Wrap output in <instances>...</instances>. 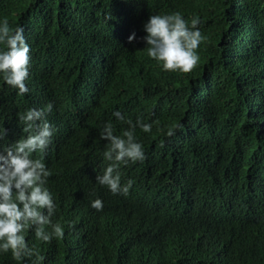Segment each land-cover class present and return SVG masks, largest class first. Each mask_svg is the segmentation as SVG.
Masks as SVG:
<instances>
[{"label":"trees","instance_id":"1","mask_svg":"<svg viewBox=\"0 0 264 264\" xmlns=\"http://www.w3.org/2000/svg\"><path fill=\"white\" fill-rule=\"evenodd\" d=\"M175 12L201 21L188 73L162 70L143 40L150 15ZM0 19L31 45L29 91L0 78V150L27 135L20 114L53 105L52 143L33 156L65 231L43 242L26 230L39 264H264V0H0ZM117 110L152 124L135 133L145 159L120 166L126 196L96 182L103 125L128 127Z\"/></svg>","mask_w":264,"mask_h":264},{"label":"clouds","instance_id":"2","mask_svg":"<svg viewBox=\"0 0 264 264\" xmlns=\"http://www.w3.org/2000/svg\"><path fill=\"white\" fill-rule=\"evenodd\" d=\"M198 17L188 21L179 12L150 15L144 24L147 55L160 63L164 71L190 72L200 60L197 49L204 39ZM136 33L128 36L131 43ZM0 78L18 95L29 91L27 81L30 75L31 45L27 42L22 25L14 29L7 19H0ZM53 110L51 102L40 108L29 107L18 119L23 123L21 137L0 150V253L11 251L13 257L23 261L33 258L32 264H39L44 259L39 251L26 240V230L34 229L35 237L43 242H51L55 237L63 238L64 227L53 222L57 205L52 192L47 187L51 170L44 159L34 158V153H44L52 143L54 127L47 115ZM113 115L117 121L127 124L122 134L117 135L112 122H106L100 138L107 142L102 152L107 166L97 174L96 182L107 188L113 195H128L132 181L122 184L120 166L135 164L145 159L144 145L137 139L136 129L148 133L151 123L142 119L133 122L120 111ZM8 129L0 126V141L6 139ZM169 129L168 136L174 135ZM91 207L100 211L104 207L102 199L91 201Z\"/></svg>","mask_w":264,"mask_h":264}]
</instances>
